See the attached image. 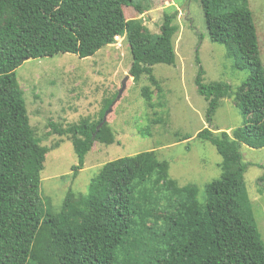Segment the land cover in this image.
Returning a JSON list of instances; mask_svg holds the SVG:
<instances>
[{
    "label": "trees",
    "instance_id": "trees-1",
    "mask_svg": "<svg viewBox=\"0 0 264 264\" xmlns=\"http://www.w3.org/2000/svg\"><path fill=\"white\" fill-rule=\"evenodd\" d=\"M200 1L210 41L225 46L227 57L250 73L233 93L222 82L204 84L197 58L196 86L208 103L207 122L223 99H232L245 118L232 136L208 128L197 135L222 158V177L206 185L205 203L198 201L196 187L171 179L169 163L151 151L107 163L87 196L70 191L60 213L52 214L40 196L50 149L31 126L17 69L29 60L64 54L87 59L125 37L133 59L130 75L135 83L147 78L142 97L153 110L152 86L160 91L154 67L176 63L178 11L165 14L159 33L152 34L142 19H126L136 0H0V264H264L244 182L250 164L243 163L240 151L241 145L264 149L257 29L247 0ZM115 99L96 121L87 117L66 128L50 122L52 131L74 146L73 177L95 143H116L108 123L97 132ZM151 180L154 192L145 193ZM260 193L264 196V187Z\"/></svg>",
    "mask_w": 264,
    "mask_h": 264
},
{
    "label": "rangeland",
    "instance_id": "rangeland-1",
    "mask_svg": "<svg viewBox=\"0 0 264 264\" xmlns=\"http://www.w3.org/2000/svg\"><path fill=\"white\" fill-rule=\"evenodd\" d=\"M247 2L264 67V0ZM126 11L127 20L142 19L152 34L159 33L165 14L178 11L173 23L178 28L173 38L176 63L154 67L160 84V91L152 86L155 109H149L142 97V88L150 84L147 78L135 83L130 75L133 59L125 37L87 59L57 55L26 61L16 71L31 126L41 144L50 149L41 172L40 196L52 214L60 213L70 191L76 196H87L90 185L107 163L151 151L160 161L169 163L170 178L180 187H196L198 201L204 204L206 185L222 177V158L213 145L199 140L197 135L208 128L216 135L227 132L232 136L245 124L232 99L221 100L212 123L207 122L208 103L196 86L197 58L205 73L204 84L222 82L233 93L249 79L250 73L227 57L225 46L210 41L200 0H136L135 7ZM128 76L126 88L107 120L116 143H95L85 158L84 168L73 177V167L78 165L74 146L68 138L55 134L50 122L66 128L83 118L98 120L107 102L118 99ZM187 136L191 139L185 141ZM240 148L243 163L250 164L244 176L245 188L264 244V196L260 193L264 181L259 182L264 175V149L245 145ZM152 184L151 180L145 185V193L154 192Z\"/></svg>",
    "mask_w": 264,
    "mask_h": 264
},
{
    "label": "water",
    "instance_id": "water-1",
    "mask_svg": "<svg viewBox=\"0 0 264 264\" xmlns=\"http://www.w3.org/2000/svg\"><path fill=\"white\" fill-rule=\"evenodd\" d=\"M129 76L125 79L124 83H123V90L121 91L118 99L113 103V105L110 106L109 110L105 113L104 115V118H103V122L101 123V125H99V127L97 128V132L100 130V128L105 124L107 123V120H108V116L112 113L113 111V107L114 105L116 104L117 101H119V99L121 98V95L123 93V91L125 90L126 88V82L129 80Z\"/></svg>",
    "mask_w": 264,
    "mask_h": 264
},
{
    "label": "clouds",
    "instance_id": "clouds-1",
    "mask_svg": "<svg viewBox=\"0 0 264 264\" xmlns=\"http://www.w3.org/2000/svg\"><path fill=\"white\" fill-rule=\"evenodd\" d=\"M120 37H117L116 39H119Z\"/></svg>",
    "mask_w": 264,
    "mask_h": 264
}]
</instances>
